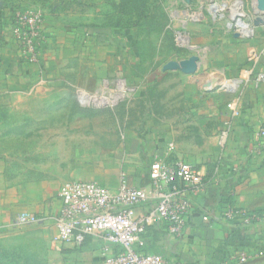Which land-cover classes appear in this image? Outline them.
I'll list each match as a JSON object with an SVG mask.
<instances>
[{"label": "crops", "instance_id": "1", "mask_svg": "<svg viewBox=\"0 0 264 264\" xmlns=\"http://www.w3.org/2000/svg\"><path fill=\"white\" fill-rule=\"evenodd\" d=\"M11 11L0 18V52L10 60L2 59L0 66V139L9 136L2 128L5 119L18 116L25 132L42 140L23 151L0 148L7 162L21 164V173L26 172L19 174L27 180L23 185L41 189V197L25 193L5 200L10 208L18 205L20 211L50 213L52 218L60 205L59 186L73 179L95 181L110 191L117 190L121 177L133 186H145L153 159L172 146V157L196 167L208 188L191 197L193 208L180 236L153 225L137 249L161 254L164 264H264V152L255 153V131L264 122V23L253 24V35L245 38L229 24L215 22V48L205 52L215 57V77L205 79L199 58L179 71L160 73L162 80L147 83L153 96L145 97L146 110L128 119L132 126L120 128L118 109L90 110L60 95L71 82L93 79L112 85L123 75V64H139L136 52L123 48L122 41V46L108 48L119 40L116 34L81 32L79 39L95 48H81L82 40L76 48L72 36L42 25L39 58L29 62L20 56L10 34ZM251 54L254 61L249 60ZM175 55L183 59L190 54ZM74 64L80 71L75 75ZM48 92L58 96H45ZM33 93L41 96L31 97ZM151 205L136 207L134 214ZM227 207L253 212L259 220L228 219ZM83 248L100 259L118 250L97 236L89 237ZM258 250L263 254L256 255ZM241 251L250 256L246 263L237 260Z\"/></svg>", "mask_w": 264, "mask_h": 264}, {"label": "rangeland", "instance_id": "2", "mask_svg": "<svg viewBox=\"0 0 264 264\" xmlns=\"http://www.w3.org/2000/svg\"><path fill=\"white\" fill-rule=\"evenodd\" d=\"M262 3L264 0H0V18L3 13L8 14L9 9H32L39 15L43 27L56 34L72 36L76 48L82 40L79 39L81 32L91 36L116 34L119 40L107 47H120L122 41L123 48L136 52L139 64H123V75H118L112 85L93 79L71 82L60 96L74 98L90 110L118 109L117 124L120 128H129L133 122L128 119L146 110L145 97L148 99L149 93L153 96L147 83L162 80L158 79L160 73L179 71L199 58L205 79L215 77V57L205 56L208 49L215 48V22L225 26L232 24V29L240 22L249 23L251 27L263 24ZM82 42L81 48H95ZM188 44L193 48L187 52ZM176 51L190 55L180 59ZM2 59L7 60L0 52V66ZM79 72L74 64L72 74ZM53 93L45 96H58ZM35 96L41 95H31ZM4 123L2 128L9 136L0 139V148L23 151L25 147L41 143L42 139L25 132L18 116L8 117ZM8 158L0 154V264H103V258L95 257L83 245L58 243L50 213H28L20 211L18 205L10 208L11 203L5 200L11 202L25 193L41 197V189L23 185L27 180L19 178L23 171L21 164H10ZM47 189L45 185L43 196ZM26 218L35 221L28 222Z\"/></svg>", "mask_w": 264, "mask_h": 264}, {"label": "built area", "instance_id": "3", "mask_svg": "<svg viewBox=\"0 0 264 264\" xmlns=\"http://www.w3.org/2000/svg\"><path fill=\"white\" fill-rule=\"evenodd\" d=\"M8 23L20 56L36 62L44 43L39 15L32 9L15 8ZM235 27L234 33L241 37L253 35L249 23H235ZM255 59L253 54L249 56V60ZM256 78L261 80L263 75L258 74ZM225 135H221L220 145ZM255 141V153L264 152V122L255 131ZM172 150V146H167L163 157L153 159L149 182L142 187L129 184L124 177L116 191L90 180L63 182L57 193L60 205L52 216L57 242L79 247L89 237L97 236L118 248L112 254L105 253L103 264H164L161 254L139 251L137 244L153 225H161L168 233L180 236L193 208L191 197L203 195L208 188L200 171L190 163L173 158ZM151 202L145 212L134 214L136 207ZM224 216L228 219L241 217L243 223L259 220L257 214L233 207L225 208ZM25 220L35 221L33 218ZM262 254V250L256 251V255ZM249 258L241 251L237 260L246 263Z\"/></svg>", "mask_w": 264, "mask_h": 264}, {"label": "water", "instance_id": "4", "mask_svg": "<svg viewBox=\"0 0 264 264\" xmlns=\"http://www.w3.org/2000/svg\"><path fill=\"white\" fill-rule=\"evenodd\" d=\"M262 9H264V4L262 3Z\"/></svg>", "mask_w": 264, "mask_h": 264}, {"label": "bare ground", "instance_id": "5", "mask_svg": "<svg viewBox=\"0 0 264 264\" xmlns=\"http://www.w3.org/2000/svg\"><path fill=\"white\" fill-rule=\"evenodd\" d=\"M237 4H238V3H237ZM238 16H241V13H240Z\"/></svg>", "mask_w": 264, "mask_h": 264}]
</instances>
